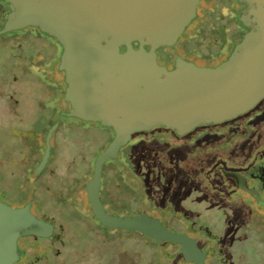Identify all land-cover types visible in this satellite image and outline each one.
I'll return each instance as SVG.
<instances>
[{"label": "rangeland", "instance_id": "rangeland-1", "mask_svg": "<svg viewBox=\"0 0 264 264\" xmlns=\"http://www.w3.org/2000/svg\"><path fill=\"white\" fill-rule=\"evenodd\" d=\"M230 1H200L196 19L184 29L175 45L156 50L158 65L174 68L178 58L198 67H216L226 61L236 42L240 40V33H231L235 24L231 22L233 10L229 7ZM237 13L239 16L240 12ZM222 31L226 33V39L231 41L230 44L222 46ZM26 33L27 30L22 29L0 35V203L17 208L29 200L31 204L33 200V209L29 208L31 218L49 221L57 229L50 236L52 238H24L23 242L18 241L20 246L26 247L27 255L17 264H35L47 257L57 264H172L164 256L175 259V248L167 245L158 247L154 244L155 240L140 232L105 228L89 214L85 186L91 178L92 163L94 165L96 158L114 136L100 123L74 117L62 118L60 129L50 142L52 157L48 176H38L35 187L33 186L34 181H30L32 177L28 173L32 171L33 160L37 155L26 151L28 138L32 135L22 130H35L44 134L49 127L47 122H52L54 118V93L59 94L57 87L48 94L46 89L52 84L41 74L43 68L34 62L44 59V69L51 72L61 51L55 48L51 53L48 41L39 46L42 48H37L39 41L28 39ZM51 78L64 85L63 73L57 70V66ZM12 130H19L14 131L19 139L12 134ZM219 132L226 135L218 137L217 135H221ZM139 137L149 143L142 141L143 147L136 149L130 148L127 143L117 155L120 160L128 163L130 169L132 162H137L136 156L139 154H145V160L144 165L133 164L136 170L147 168L150 162L155 163L154 155L158 156L165 150L175 160L172 167L174 173L166 169L162 174L166 178L173 176L174 181L170 186L177 187L175 181L188 178L187 173L191 171V174H195L196 182L201 181L202 186L219 203L201 202L203 194L200 190L191 192L182 201L174 198L176 193L173 189L169 198L162 196L160 193L170 192L168 183L162 182L165 178L150 180L148 188H152L146 190L145 187L142 191L127 168L118 171L107 162L102 168V181H107L103 187V196L107 201V210L102 205L104 210L120 217L146 216L175 233H188L198 241L200 249L209 256L211 264H264V209L247 193L250 189L254 191L258 183L249 178H245L243 182L241 180L243 188L245 187L243 191L234 184L235 180L240 179V175L264 165V99L252 110L224 124L197 127L182 136L170 129L156 128L144 134L134 133L129 141ZM37 143L44 144L41 135L38 136ZM54 143H57L56 146L59 144V147L53 148ZM165 151L159 155L157 162L168 166ZM27 161L28 164L25 165ZM119 163L122 164L120 161ZM224 180L226 184H222ZM71 183L73 190L67 199L68 185ZM233 191L235 193L230 197ZM170 197L174 198L173 202ZM177 201L183 207L190 206L195 212V218L190 219L191 224L196 222L202 226L203 222L207 223L205 227L208 234L219 242L213 247L216 257L212 253V245L210 248L209 245L200 244L202 236L199 238V235L196 237L197 235L190 234L185 223L167 225L156 218L168 221V218L176 217L172 204ZM234 209L239 210V216ZM79 224L82 226H78ZM72 226H78V230L75 231ZM44 228L42 225H34L22 229L20 234L23 231L32 234L45 232ZM234 229H237L235 241L227 246L226 242L231 237L229 234ZM226 232L228 234L224 235ZM82 237L86 239L83 242L80 241ZM214 242L215 240L211 241L213 244ZM156 249L159 254L157 260L154 255Z\"/></svg>", "mask_w": 264, "mask_h": 264}, {"label": "water", "instance_id": "water-1", "mask_svg": "<svg viewBox=\"0 0 264 264\" xmlns=\"http://www.w3.org/2000/svg\"><path fill=\"white\" fill-rule=\"evenodd\" d=\"M1 1L8 13L0 35L32 27L61 45L58 69L69 104L65 116L113 131L85 186L88 211L103 227L140 232L158 244L180 245L187 261L203 264V254L186 235L146 216L108 214L99 199L102 168L117 158L134 133L161 128L182 136L200 126L231 121L264 99V0H237L247 6L239 21L251 29L226 61L198 67L178 58L172 70L158 65L156 50L175 45L196 19L201 0ZM52 130L35 175L49 158ZM29 202L17 208L0 203V264L16 262L19 237L48 238L53 233L52 226L31 218ZM34 225H42L45 232L20 234Z\"/></svg>", "mask_w": 264, "mask_h": 264}, {"label": "flooded vegetation", "instance_id": "flooded-vegetation-1", "mask_svg": "<svg viewBox=\"0 0 264 264\" xmlns=\"http://www.w3.org/2000/svg\"><path fill=\"white\" fill-rule=\"evenodd\" d=\"M203 1H205V0H201V2H203ZM0 3H1V7H0V9H1V14H7L8 12H6V10H8L7 9V5L3 2V1H1L0 0ZM199 6V5H198ZM230 8L234 11V12H240V15L238 16V20H239V17L241 16V13L244 11V10H246L247 9V6L244 4V3H241V2H239V1H237V0H231L230 1ZM245 27V26H244ZM30 28H32V27H30ZM245 28H247V30L246 31H244V33L243 34H245L246 32H248L250 29H251V26L250 27H245ZM25 29H28V28H25ZM33 29H36V28H33ZM24 30V29H23ZM36 30H38V29H36ZM39 31V30H38ZM41 33V32H40ZM42 34H44V33H42ZM47 35V34H46ZM243 36V35H242ZM50 37V36H49ZM46 38V37H45ZM54 38H52V37H50L49 38V41L50 42H53L54 44H55V48H57V49H60V51L62 52V48H61V45L54 39ZM39 48H42V47H39ZM135 48H137V46L135 47ZM146 49H148L147 47H146ZM38 52L40 53V50L38 49ZM59 59H60V56L58 57V64H57V69H58V66H59ZM43 60V59H42ZM34 64H36V62H34ZM40 68H44V66H41L40 65ZM166 68V67H165ZM167 70H172V69H174V68H170V69H168V68H166ZM59 70V69H58ZM62 73V72H61ZM63 83H64V77H63ZM64 89H65V83H64ZM63 89V90H64ZM64 92V91H63ZM63 109V110H62ZM68 111H69V104L67 103V102H65L64 101V93L61 95V97L59 98V101H58V103L54 106V109H53V120H52V118H50V120H52V122H47V124L49 125V127H48V130L46 131V134H45V136H44V144L42 145V144H38L37 143V140L34 138L33 140L31 139V141H32V147L31 148H29L30 150L28 151V153H32V154H35V155H37V158H35L33 161H34V165H32L33 166V168H32V171L31 172H35V170H36V168L39 166V164H40V162H41V159H42V157H43V155H44V151H45V143H46V136H47V134L49 133V131L51 130V129H53L52 130V132H51V136H50V139H49V145H50V142H51V138L53 137V135L60 129V122H61V120H62V118H66L67 116H65L67 113H68ZM51 116V117H52ZM232 121V120H231ZM227 122H230V121H227ZM227 122H224V123H227ZM223 123V124H224ZM211 126H215V125H211ZM111 132H112V135H114L113 134V131H112V129H110V128H108ZM140 133H145V132H139V133H137V134H140ZM148 133V132H147ZM13 135H15L18 139H19V137H18V135H17V133H15V132H13L12 133ZM36 134V133H35ZM38 134V133H37ZM30 135H32V134H30ZM32 137H33V135H32ZM34 140H35V142H34ZM138 140H140V139H137L136 141H138ZM145 141V140H144ZM20 142V141H19ZM130 143V141L128 142V144ZM146 143H149V141H146ZM21 144V143H20ZM56 144L57 143H54V147L53 148H57V147H59V144L56 146ZM40 146H42V147H40ZM38 147V148H37ZM42 148H43V150H42ZM40 151L42 152V155H41V157L40 158H38V152L40 153ZM163 151H165V150H163ZM163 151H161L160 152V154L163 152ZM166 152V151H165ZM159 154V155H160ZM6 155H8V154H6ZM159 155L157 156V159H156V164L157 165H155V163L154 162H152V163H150L148 166H147V168H145V177L146 176H148V173H150V171H152V170H155V173L157 174V177H158V179H162V178H165V179H162V182H164L165 184H167L168 183V188H169V190H170V192L167 194V193H160L162 196H166L167 198H169V196H170V194H172V192H171V190L173 189V192L174 193H176V194H174L175 196H174V198L175 199H180L181 201L185 198V197H187V196H189L190 194H191V192H193V191H195V190H200V191H202V198H201V202H205V201H209V202H212V201H215V203L217 202V203H219V201H217V200H214V198L212 197V195H211V193L209 192V191H207L206 190V188H204L203 186H202V183H201V181H199V180H197V182H196V180H195V174L193 175V174H191V171H188V173H187V177L188 178H186V179H183L182 181H179V180H177V181H175L176 183H177V187H175V188H173V186H170V184L174 181V179H173V176H172V174H171V176L172 177H170V178H166V176H164V175H162V174H164V172H166V169H168V170H172V167H173V165H175V160H174V158H172V157H170V156H168L167 155V152H166V157H167V160H168V163H169V165L168 166H164L163 165V163L162 162H160V163H158L157 161H158V158L160 159V157H159ZM187 156H189V155H187ZM51 157H52V152H51V145H50V148H49V158H48V160H47V163L45 164V166L43 167V169L38 173V174H36L37 175V177H35V179H34V182H33V186L35 187V184H36V180H37V178H38V176H40V175H42V174H46L47 175V171L49 170V168H51V164H50V160H51ZM9 163H11V160L9 161ZM13 164V163H12ZM28 164V161L26 162V164L25 165H27ZM26 169V168H25ZM24 169V170H25ZM29 169V168H28ZM187 169V168H186ZM186 169H184V171H186ZM0 170H2V169H0ZM190 170V169H189ZM174 170H172V172L171 173H174L173 172ZM194 171V170H193ZM129 172H130V170H129ZM187 172V171H186ZM48 176V175H47ZM245 178H249V180L250 181H252V182H256V183H258V187L253 191V189L251 190H248L249 192H247L250 196H251V198L253 199V200H255V202L257 203V205H259V206H263V209H264V165H260L259 167H257L256 169H252L249 173H244L243 175H240V179L238 178L237 180H233L234 181V184H235V187L237 188V189H241L242 191H243V189L245 188H243V186H242V182L245 180ZM102 179V178H101ZM141 179H143L144 180V177L142 176V178ZM149 179V178H148ZM227 180H231V179H227ZM241 180H242V182H241ZM227 182H226V180H224L223 182H222V184H226ZM165 186V185H164ZM247 189V188H246ZM164 190V189H163ZM165 192H166V190H164ZM219 191V190H218ZM245 191V190H244ZM215 192V191H214ZM234 193H235V191H233L232 193H231V195H230V197H232L233 195H234ZM65 194H67V193H65ZM67 197V196H66ZM171 198H173V197H170V199ZM174 198L172 199V202H173V200H174ZM68 199V198H67ZM33 205H34V202H33V200H32V203L30 204V210H32L33 208ZM86 205H87V203H86ZM173 205V207H174V215L176 214V217H170V218H168V221H164V219L163 218H161V217H156L157 219H159V221H161L162 223H165V224H167V225H173L174 223H176V222H182V223H185V225H186V227H187V229H189V233L190 234H194V235H197L196 237H198V235H199V238H201V236H202V240H200V244H202V245H209L210 246V248H211V245H212V248H211V250H212V253H213V255L216 257V253H214L213 252V247L214 246H216L219 242H218V240H216V239H214V238H212L209 234H208V231H207V229H206V225H207V223H205V222H203V225L202 226H199V225H197V223L196 222H194L193 224H191V222H190V219H194L195 218V212L192 210V208L189 206V207H183V205H181L180 204V201H177L176 203H174V204H172ZM87 207V206H86ZM105 209H106V207H105ZM88 210V209H87ZM107 210V209H106ZM239 210L238 209H234V212H235V214H240V212H238ZM89 214L90 215H92L90 212H89ZM163 214H165V212H163ZM162 214V215H163ZM93 216V215H92ZM239 216V215H238ZM94 217V216H93ZM38 219V218H37ZM38 220H40V219H38ZM42 221V220H41ZM97 221V220H96ZM44 223H46L47 225H50V226H52L53 227V234H54V231L57 229V228H55L56 226L55 225H53L51 222H49V221H43ZM98 222V221H97ZM199 227V232H198V227ZM106 228V227H105ZM196 229V231H193V230H195ZM166 229H168V228H166ZM169 230V229H168ZM169 231H171V230H169ZM191 231H193V233H191ZM173 232V231H172ZM236 232H237V229H234L231 233H230V231H229V235H231V237L229 238V240H228V242H226V245L227 246H230V245H232V243L235 241V235H236ZM175 233V232H174ZM52 234V235H53ZM177 234H182V235H186L187 237H189V238H191L194 242H195V244H196V246H197V248L201 251V253L203 254V256H204V260H203V264H208L209 263V256H206V254H205V252L204 251H202L201 249H200V247H199V244H198V241L194 238V237H192V236H189L188 235V233H177ZM228 233L226 232L224 235H227ZM51 235V236H52ZM193 235V236H194ZM24 238H33V239H42V238H35V237H30V236H27V237H21V238H18V240H17V249L19 250V251H21V252H23L24 253V256L27 254V250H26V247H24V246H20V244H19V242L21 241V242H23L24 241ZM50 238H52V237H50ZM49 238V239H50ZM19 239H21V240H19ZM44 239H48V238H44ZM152 240V239H151ZM212 240H215V242H214V244L213 243H211V241ZM19 241V242H18ZM155 245H157L158 247H161V245H167V246H171V247H173V248H175V251H174V253L176 254V257H175V259H172L171 257V259L168 257V256H164V257H166V260H170L171 262H172V264H178V263H180V264H193L192 262H189V261H187L185 258H184V256L182 255V253L180 252V245H176V244H171V243H169V242H164V243H162V244H157V243H154ZM210 250V251H211ZM157 249L155 250V253L156 254H154V255H156V260L159 258V254H157ZM159 253V252H158ZM23 256V257H24ZM109 257H110V255H109ZM20 260H22V257H20V259H19V261ZM18 261V262H19ZM15 264V263H14ZM209 264H211V263H209Z\"/></svg>", "mask_w": 264, "mask_h": 264}, {"label": "trees", "instance_id": "trees-1", "mask_svg": "<svg viewBox=\"0 0 264 264\" xmlns=\"http://www.w3.org/2000/svg\"><path fill=\"white\" fill-rule=\"evenodd\" d=\"M229 7H231L230 5H229ZM6 12H8V10H6ZM0 13H1V9H0ZM233 13V15H232V19H233V21H231V22H234V24H235V29L231 32V33H233V34H237L238 35V33H240V40H241V38H242V35H243V33H244V31H246L247 30V28H245L243 25H242V23L238 20V13H236V12H232ZM5 15L6 14H0V17H1V19H2V22L4 21V17H5ZM0 28H1V26H0ZM25 30H27V36H28V39H33V40H35V41H39V42H37L38 43V46H37V48H39V46H41L43 43H44V41H48V44L50 45V47H51V53H52V51L55 49V44L53 43V42H50L49 41V36L48 35H46V34H42V33H40V31H38V30H36V29H33V28H28V29H25ZM46 37V38H45ZM230 37V36H229ZM229 39V38H228ZM228 39H226V33L224 32V31H222L221 32V43H222V46H223V44H230L229 42H231V41H229ZM54 40V39H53ZM239 40V41H240ZM238 41V42H239ZM238 42H236V44L238 43ZM235 44V43H234ZM234 44H232V46L234 45ZM133 46L134 47H136L137 46V44L136 43H134L133 44ZM36 48V47H35ZM232 49V48H231ZM123 50V49H122ZM45 62L46 61H44V59L43 60H41V61H39V62H36V64L38 65V66H45ZM57 64H58V58L56 59V65H55V67L57 66ZM55 67L53 68V70L55 69ZM53 70H51V72H49V71H47V70H45L44 68H43V70L41 71V74H43V75H45V77L50 81V83L52 84V86L51 87H49L48 89H46L47 90V92H48V94L50 95L51 93H52V91H53V89H54V87H57L58 89H59V94H55L54 93V96L55 97H53V102L54 103H58V101H59V98L61 97V95L64 93L63 91V87H64V85L63 84H61L58 80H55V81H53L52 80V75H53ZM58 70V69H57ZM59 71V70H58ZM59 72H61V71H59ZM40 74V73H39ZM43 96H45V95H43ZM56 96H57V98H56ZM45 98H46V96H45ZM42 102H45V101H42ZM45 108V107H44ZM44 108L42 109V110H44ZM54 109V108H53ZM53 109H52V112H53ZM236 119V118H235ZM234 120V119H233ZM222 124V123H221ZM218 125H220V124H218ZM200 127H208V126H200ZM246 128H249V126H246ZM16 132V131H19V130H12V133L13 132ZM23 132H29V133H31L34 137H33V139L35 138L36 140H37V138H38V136L39 135H41V137H42V139L44 140V136H45V134H46V132L44 133V134H40L39 133V131H35V130H22ZM37 132H38V134H37ZM228 132V131H227ZM36 133V134H35ZM221 135H217L218 137H223V136H225L223 133H221V132H219ZM229 133V132H228ZM227 133V134H228ZM31 139H32V136H30L29 138H28V142H29V144H28V146H26L25 147V149H26V151H29L30 149L29 148H31L33 145H32V141H31ZM32 139V140H33ZM138 139H140V140H138V141H136V140H131L130 141V143H129V146H130V148H138V147H143V143H142V141L143 142H145L146 143V141H144V138L143 137H139ZM128 145V144H127ZM40 147H42V146H40ZM38 148V147H37ZM42 150H43V148H42ZM139 150V149H138ZM138 154H139V152H138ZM41 155H42V152L40 151V153L38 152V158H40L41 157ZM136 158H137V162L136 163H134V162H132L135 166H137V165H139V164H143L144 163V160L145 159H143V158H145V154H139V156H136ZM154 158H156L157 159V155H154ZM155 159V160H156ZM119 161L122 163V164H120L119 163ZM107 162H109V164L108 165H112V166H114L115 168H117L118 169V171H121V169L122 168H127L128 169V171L130 170V173L133 175V177H134V180H135V184L136 185H138V187L139 188H141V190L143 191V189L145 188V187H147L146 188V190H149V189H151L152 187H150V188H148L149 187V182H150V180H153V179H158V177H157V174L155 173V170H152V171H150V173H148V176H146L145 177V168L143 169V168H141L140 170H136L135 169V166L132 164V166H131V169H130V166H128V163H126V161H122V160H120L118 157L116 158V159H110V160H108ZM106 162V163H107ZM150 163H152V162H150ZM144 165V164H143ZM155 165H157L156 164V162H155ZM105 167V165H103V168ZM27 170V169H26ZM29 170V169H28ZM92 171H93V163H92ZM92 171H91V173H90V175L92 176ZM133 173H132V172ZM28 174H30L29 176H31L32 177V179L30 180V181H34V179H35V172H29ZM142 176L144 177V180L143 179H141L142 178ZM102 177H103V170H102ZM149 178V179H148ZM30 181H29V183H30ZM106 182L107 181H105L104 182V179H103V181H102V179H101V187H100V194H99V199H100V202H101V204L104 206V208H105V203L107 202L106 201V199H105V197L103 196L104 195V192H103V187H104V185L106 184ZM73 190V186H72V183L71 184H69L68 185V195H67V198H68V196H69V193H70V191H72ZM71 223V222H70ZM78 226H82L81 224H79ZM78 226L77 227H74V226H72L73 228H75L74 230L75 231H77L78 230ZM79 228H81V227H79ZM100 231V230H99ZM77 235H78V233H77ZM89 236V235H88ZM81 237V236H80ZM77 238H79L78 236H77ZM88 238V237H87ZM86 239H83V237H82V239L80 240L81 242H83V241H85ZM17 254L19 255V257L17 258V260H16V262H15V264H17L18 263V261H19V259H20V257H22L23 258V256H24V253L23 252H21V251H18V249H17ZM27 255V254H26ZM183 255V254H182ZM35 264H57L53 259H51V258H45V259H43L41 262H38V263H35Z\"/></svg>", "mask_w": 264, "mask_h": 264}]
</instances>
